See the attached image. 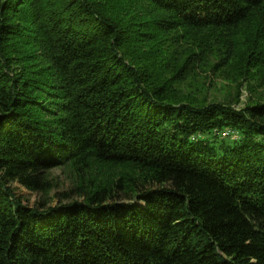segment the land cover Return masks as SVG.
I'll use <instances>...</instances> for the list:
<instances>
[{
    "label": "trees",
    "instance_id": "trees-1",
    "mask_svg": "<svg viewBox=\"0 0 264 264\" xmlns=\"http://www.w3.org/2000/svg\"><path fill=\"white\" fill-rule=\"evenodd\" d=\"M0 264H264V0H0Z\"/></svg>",
    "mask_w": 264,
    "mask_h": 264
},
{
    "label": "rangeland",
    "instance_id": "rangeland-1",
    "mask_svg": "<svg viewBox=\"0 0 264 264\" xmlns=\"http://www.w3.org/2000/svg\"><path fill=\"white\" fill-rule=\"evenodd\" d=\"M203 77H200L198 83L192 88H185L183 85L182 90H195V88H200L201 94L198 95L199 99H207V102H225L227 100H232L235 96L238 87L235 83L228 81L225 78L218 76H209L208 79L202 80ZM204 83V84H203ZM193 86V83H191ZM261 94L263 93V89L258 90ZM249 98V93L247 89L240 90V101L242 103L246 102ZM237 135H235L233 139H237ZM54 180H56V188L52 190L48 196V198L44 199H52L49 201L50 204L55 205L57 201L55 200V196L60 195L62 193L68 192L72 188V178L69 176L68 171H62L59 169H55L52 171ZM15 194L19 197H22L25 201V204L29 206H33L37 203V201H41V196L36 193H30L26 189L20 187L18 184L13 183L11 185ZM54 198V199H53ZM43 199V197H42Z\"/></svg>",
    "mask_w": 264,
    "mask_h": 264
},
{
    "label": "bare ground",
    "instance_id": "bare-ground-1",
    "mask_svg": "<svg viewBox=\"0 0 264 264\" xmlns=\"http://www.w3.org/2000/svg\"><path fill=\"white\" fill-rule=\"evenodd\" d=\"M217 134H221L222 137H230L231 139L235 138L234 136L237 135V133L234 132V136H230L229 130H226L224 132H219V133L217 132L216 135Z\"/></svg>",
    "mask_w": 264,
    "mask_h": 264
},
{
    "label": "built area",
    "instance_id": "built-area-1",
    "mask_svg": "<svg viewBox=\"0 0 264 264\" xmlns=\"http://www.w3.org/2000/svg\"><path fill=\"white\" fill-rule=\"evenodd\" d=\"M234 132H235V131H231V132H230V130H229L230 136H234Z\"/></svg>",
    "mask_w": 264,
    "mask_h": 264
}]
</instances>
